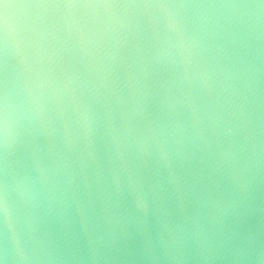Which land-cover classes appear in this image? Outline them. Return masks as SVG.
<instances>
[{
  "label": "water",
  "instance_id": "obj_1",
  "mask_svg": "<svg viewBox=\"0 0 264 264\" xmlns=\"http://www.w3.org/2000/svg\"><path fill=\"white\" fill-rule=\"evenodd\" d=\"M0 264H264V0H0Z\"/></svg>",
  "mask_w": 264,
  "mask_h": 264
}]
</instances>
